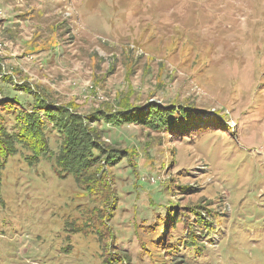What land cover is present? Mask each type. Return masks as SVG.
<instances>
[{
  "label": "rangeland",
  "instance_id": "rangeland-1",
  "mask_svg": "<svg viewBox=\"0 0 264 264\" xmlns=\"http://www.w3.org/2000/svg\"><path fill=\"white\" fill-rule=\"evenodd\" d=\"M25 85L95 127L150 106L221 126L183 141L99 123L93 194L20 150L0 183V264H264V0H0V105L31 104Z\"/></svg>",
  "mask_w": 264,
  "mask_h": 264
},
{
  "label": "trees",
  "instance_id": "trees-1",
  "mask_svg": "<svg viewBox=\"0 0 264 264\" xmlns=\"http://www.w3.org/2000/svg\"><path fill=\"white\" fill-rule=\"evenodd\" d=\"M25 86L20 89L13 87L17 93L20 92L22 95L32 98L31 104L24 106L21 103L24 100H18L14 97L4 101L6 105H0V183L10 158L22 150L21 157L28 165L34 166L42 159L48 160L53 163L62 177L72 176L84 191L93 194L91 185L97 181L96 176L98 175L91 173L94 169L98 171L99 167L101 168L103 155L108 153L97 142L98 139L100 140L102 136H105V131L99 128V123H105L116 128L132 124L142 125L155 132H169V134L171 133L183 141L191 134H201L205 129L221 126L217 119L206 117V113L200 111L198 113L196 112L197 109L193 111L194 108L170 107L161 109L158 106H150V108L127 107L113 116L95 114L94 125L97 124L95 127L90 124L91 118H83L67 108L69 106L59 105L36 93L28 85ZM50 132L56 134L60 140L57 152L51 149ZM118 159L117 156L110 154L106 165L118 166L121 163L116 164ZM116 199L118 202L117 195L111 204L112 201L106 198L105 204L107 208L112 210L109 218L115 211ZM190 213L202 219V214L194 210H191ZM99 220L101 225L105 227L106 217L100 216ZM74 230L79 231L78 229ZM187 235L188 243L193 247L194 242L190 241L194 237L193 233L187 231ZM107 238L104 231L96 232L97 242L102 249L112 248L109 244L108 246L104 245ZM171 253L176 254V252ZM112 258L106 263L111 264ZM117 261L116 264H124L123 257L121 259L118 257Z\"/></svg>",
  "mask_w": 264,
  "mask_h": 264
}]
</instances>
